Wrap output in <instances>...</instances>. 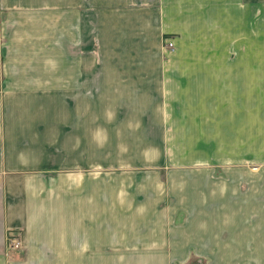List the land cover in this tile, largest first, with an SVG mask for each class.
Instances as JSON below:
<instances>
[{"label":"crops","instance_id":"1","mask_svg":"<svg viewBox=\"0 0 264 264\" xmlns=\"http://www.w3.org/2000/svg\"><path fill=\"white\" fill-rule=\"evenodd\" d=\"M193 64L160 77L154 93L184 80L187 138H216L217 149L187 152L182 168L132 163L116 179L97 176L95 152L80 140L51 171L40 131L49 109L46 119L34 109L51 74L0 70V264H99V255L100 264H264V71Z\"/></svg>","mask_w":264,"mask_h":264},{"label":"rangeland","instance_id":"2","mask_svg":"<svg viewBox=\"0 0 264 264\" xmlns=\"http://www.w3.org/2000/svg\"><path fill=\"white\" fill-rule=\"evenodd\" d=\"M235 1L2 0L0 70L51 74L50 94L34 96V109L49 117L40 131L49 138L51 171L74 140L95 152L99 178L112 170L116 179L132 163L147 172L182 168L187 152L215 151L216 138H187L184 80L181 89L154 91L167 82L160 77L184 73L191 60L208 72L264 71V0H242L240 14Z\"/></svg>","mask_w":264,"mask_h":264},{"label":"trees","instance_id":"3","mask_svg":"<svg viewBox=\"0 0 264 264\" xmlns=\"http://www.w3.org/2000/svg\"><path fill=\"white\" fill-rule=\"evenodd\" d=\"M196 263V261L193 259V260H191V264H195Z\"/></svg>","mask_w":264,"mask_h":264}]
</instances>
